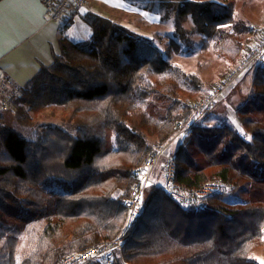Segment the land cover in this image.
I'll return each instance as SVG.
<instances>
[{
	"label": "trees",
	"instance_id": "1",
	"mask_svg": "<svg viewBox=\"0 0 264 264\" xmlns=\"http://www.w3.org/2000/svg\"><path fill=\"white\" fill-rule=\"evenodd\" d=\"M163 1L176 4V34L190 17L204 44L217 49L230 40L233 62L244 55L242 34L258 32L234 22L232 0ZM84 19L89 40L62 36L60 54L21 87L13 111L0 110V264H61L118 238L119 255L108 264H258L249 254L264 230V66L253 69L252 95L235 108L243 130L192 123L172 152L177 185L220 179L229 190L183 209L153 184L128 220L122 200L138 181L135 169L190 121L204 84L165 58L179 47L174 39L161 51L107 16L86 12ZM47 109L60 110L66 126H38L32 114ZM53 179L73 183L58 192L45 185ZM236 191L245 198L227 197ZM7 228L23 235L18 257L21 240ZM83 264L105 263L93 257Z\"/></svg>",
	"mask_w": 264,
	"mask_h": 264
},
{
	"label": "rangeland",
	"instance_id": "2",
	"mask_svg": "<svg viewBox=\"0 0 264 264\" xmlns=\"http://www.w3.org/2000/svg\"><path fill=\"white\" fill-rule=\"evenodd\" d=\"M215 1L228 2L231 0ZM232 1L234 2V22L241 21L242 23L251 26L254 30L258 31L256 33V31L250 30L242 34L245 39L249 38L247 45L244 42V38H241V40L239 41V43L243 45L242 51H246L250 45L258 41V38L260 39L262 33L264 32V0ZM103 2L104 4H106V6L98 4V6L96 8H93L92 11L101 14V10L103 9L104 13L108 14L107 16L112 21L124 25L132 31L143 35L154 45L159 47L161 51H169L168 48H170L169 45L171 38L179 44L177 50L175 49L174 51L169 52L164 56L168 61L176 63L186 72L197 74L202 79L204 88L197 94L195 98L192 99V105L202 99L209 91H211V89L227 74V72L241 60V55H239L236 59V62L231 61L229 39L221 48L217 49L214 46V42L211 44H204L200 34H198L194 29L193 22L190 17H188L183 22V34H176L174 28V12L176 4L172 1L164 2L163 0H103ZM88 7L90 8V5ZM75 19L78 18L75 17ZM90 32L91 30L89 27V34ZM66 34H73L77 43L79 44H85L87 42L84 40L86 36V25L83 22L79 21V19L74 21L72 27L66 31ZM244 51L243 53H245ZM253 72L254 71L252 68L245 69L241 73V75L233 82V84L226 90L224 96L219 98L212 105V107L204 113L200 114L201 112L199 111L194 112L192 108V116L190 118V121L187 122V124L182 129H180L179 133L173 141L167 144H163L161 145V147L166 148L168 154L173 156L172 152L177 149L179 143L183 142L182 135L190 131L192 123L205 129L230 125L233 126L236 130H243L239 127V122L235 116V108L241 103L247 102L248 98L252 95L253 89L251 81ZM6 115L8 125L12 126L16 130H20V126L12 118V115ZM32 116H34V119L38 126H42L48 123L60 125L63 127L66 126V123L62 120L63 118H61L62 113L58 109H47L37 113L36 115L32 114ZM149 141L154 144V147L157 146L155 145V138L151 137L149 138ZM163 161L164 156L158 154L152 171L154 168L158 170L159 166L161 167ZM86 174V172L81 173L79 178L82 179L81 176H84ZM152 181L154 180L153 174L151 172L150 180L148 183H146L145 188L143 189L144 198L146 197L147 191L151 185L150 182ZM157 182H159L158 184L162 182L161 177L158 178L156 183ZM72 183L73 182L68 179H53L46 181L45 185L47 186V188L59 192L68 190L71 187ZM230 187L231 186L229 185L228 188ZM244 196V193L238 191L227 194V197L229 198H245ZM7 231L18 236L21 240L16 251V257H18L24 246L22 240L23 235L19 230L16 229L7 228ZM114 255L118 256L119 250L115 249ZM249 257L255 260L258 264H264V230L261 244L252 249Z\"/></svg>",
	"mask_w": 264,
	"mask_h": 264
},
{
	"label": "built area",
	"instance_id": "3",
	"mask_svg": "<svg viewBox=\"0 0 264 264\" xmlns=\"http://www.w3.org/2000/svg\"><path fill=\"white\" fill-rule=\"evenodd\" d=\"M42 2L48 17L52 19H59L67 12L89 6L86 0H42ZM257 66H264V33L258 41L247 48L242 59L227 72L211 91L192 105L194 112L199 111L202 114L209 110L219 98L224 96L226 90L245 69H254ZM21 87L9 76L0 74V110H13V99L20 95ZM165 151L166 148L161 147V145L157 146L154 152L147 155L135 169L138 181L129 195L122 200V205L128 210V220L136 217L143 208L145 201L143 189L150 180V174L158 154L164 156L161 165L162 182L159 186L180 208L186 209L200 205L206 197L228 191L227 183L220 179L206 181L195 189H187L177 185L174 181V157ZM120 247L121 240L119 238L104 242L81 253L66 256L61 264H83L93 257H102L104 263L108 264L113 258L115 249L120 250Z\"/></svg>",
	"mask_w": 264,
	"mask_h": 264
},
{
	"label": "crops",
	"instance_id": "4",
	"mask_svg": "<svg viewBox=\"0 0 264 264\" xmlns=\"http://www.w3.org/2000/svg\"><path fill=\"white\" fill-rule=\"evenodd\" d=\"M86 1L90 8H80L67 12L59 19H52L48 17L42 0H0V74L23 86L41 66L50 64L54 55L60 54L59 39L62 36L77 42L74 35H68L66 31L78 19L86 25L84 40H89L90 26L84 15L86 12L95 13L92 9L98 4H106L103 0ZM101 11V14H95L108 15L103 9ZM69 20V24L62 28L61 25ZM154 169L151 185L158 184L156 181L161 177V167Z\"/></svg>",
	"mask_w": 264,
	"mask_h": 264
}]
</instances>
